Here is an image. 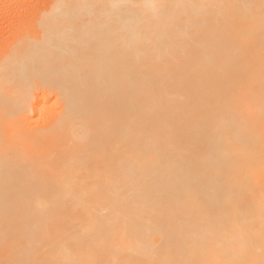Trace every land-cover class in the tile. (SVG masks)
<instances>
[{
	"label": "bare ground",
	"instance_id": "1",
	"mask_svg": "<svg viewBox=\"0 0 264 264\" xmlns=\"http://www.w3.org/2000/svg\"><path fill=\"white\" fill-rule=\"evenodd\" d=\"M45 5L0 50V264H264V0Z\"/></svg>",
	"mask_w": 264,
	"mask_h": 264
},
{
	"label": "rangeland",
	"instance_id": "2",
	"mask_svg": "<svg viewBox=\"0 0 264 264\" xmlns=\"http://www.w3.org/2000/svg\"><path fill=\"white\" fill-rule=\"evenodd\" d=\"M18 2V0H0V50L2 48V44L6 40L10 39L12 34L15 32L16 27L18 28L23 24L28 25L32 19L31 15L33 14L34 16L35 14V8L40 7L41 4V7L44 8V6H46L45 4H48L49 0H29L25 3L21 1V3L19 2L20 4ZM39 9L41 8H38V10ZM35 11H37V9Z\"/></svg>",
	"mask_w": 264,
	"mask_h": 264
}]
</instances>
